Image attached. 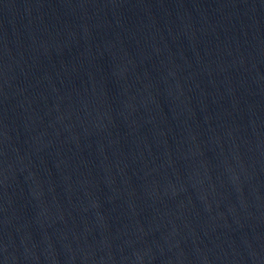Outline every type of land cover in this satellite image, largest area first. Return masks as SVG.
Listing matches in <instances>:
<instances>
[{"label":"water","instance_id":"1","mask_svg":"<svg viewBox=\"0 0 264 264\" xmlns=\"http://www.w3.org/2000/svg\"><path fill=\"white\" fill-rule=\"evenodd\" d=\"M0 264H264V0H0Z\"/></svg>","mask_w":264,"mask_h":264}]
</instances>
